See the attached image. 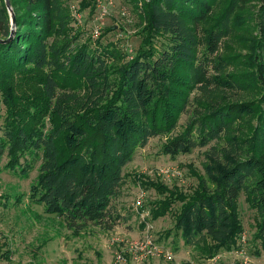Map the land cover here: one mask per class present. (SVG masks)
I'll list each match as a JSON object with an SVG mask.
<instances>
[{
  "label": "trees",
  "instance_id": "16d2710c",
  "mask_svg": "<svg viewBox=\"0 0 264 264\" xmlns=\"http://www.w3.org/2000/svg\"><path fill=\"white\" fill-rule=\"evenodd\" d=\"M69 1L10 0L16 23L9 40L11 16L0 0V170L5 157L4 167L23 174L39 162L34 204L71 230L112 231L123 172L139 147L161 136L171 158L209 148L204 168L214 178L198 177L190 194L142 182L159 195L151 219L173 214L175 235L210 260L239 248L244 194L256 212L260 257L264 0H143L137 10L146 26L132 59L114 45L83 41ZM36 85L35 95L19 92Z\"/></svg>",
  "mask_w": 264,
  "mask_h": 264
},
{
  "label": "rangeland",
  "instance_id": "374dc122",
  "mask_svg": "<svg viewBox=\"0 0 264 264\" xmlns=\"http://www.w3.org/2000/svg\"><path fill=\"white\" fill-rule=\"evenodd\" d=\"M137 1L135 4L132 0H70L72 27L81 31L82 40L91 41L94 48L97 41L114 45L129 59L142 44L146 26L137 10L142 8L143 0ZM161 44L160 40L156 42L158 47ZM229 44L237 50L242 47ZM225 46L222 44L221 52L226 50ZM38 89L37 85L22 86L19 92L35 95ZM187 118V113L182 115L175 132L182 130ZM165 142L161 136L151 138L146 146L137 149L133 161L125 167L122 194L114 203L121 218L112 231L93 225L74 231L63 219L45 213L43 206L30 199L39 162L23 174L4 167L5 157L0 170V264H264V253L260 257L254 254L256 212L249 209L244 194L240 196L239 209L247 242H240L235 251L223 252L210 260L201 258L175 235L173 214L156 221L151 219L152 203L159 195L142 182H160L190 194L198 185V177L214 178L204 168L209 148H197L191 154L171 158L162 153ZM179 206H174V212ZM168 232L172 234L169 236Z\"/></svg>",
  "mask_w": 264,
  "mask_h": 264
},
{
  "label": "water",
  "instance_id": "95a60500",
  "mask_svg": "<svg viewBox=\"0 0 264 264\" xmlns=\"http://www.w3.org/2000/svg\"><path fill=\"white\" fill-rule=\"evenodd\" d=\"M5 2H6V5H7V8H8V11L10 13V16H11L12 33H11V36H10V39H9V40H11L13 38V36L15 35L16 18H15V14L13 12L10 0H5Z\"/></svg>",
  "mask_w": 264,
  "mask_h": 264
},
{
  "label": "built area",
  "instance_id": "2783aa9c",
  "mask_svg": "<svg viewBox=\"0 0 264 264\" xmlns=\"http://www.w3.org/2000/svg\"><path fill=\"white\" fill-rule=\"evenodd\" d=\"M131 57V58H130ZM130 57H128L129 59H132L133 58V56H131L130 55ZM151 242V241H150ZM247 242V237H246V235L245 234H243L242 235V238H241V243H246ZM143 247H146L147 246V244H145V245H142Z\"/></svg>",
  "mask_w": 264,
  "mask_h": 264
}]
</instances>
